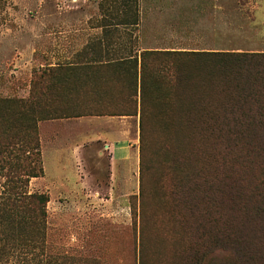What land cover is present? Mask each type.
Wrapping results in <instances>:
<instances>
[{"label": "rangeland", "instance_id": "rangeland-1", "mask_svg": "<svg viewBox=\"0 0 264 264\" xmlns=\"http://www.w3.org/2000/svg\"><path fill=\"white\" fill-rule=\"evenodd\" d=\"M200 1L0 0V98L26 97L34 83L42 89L51 81L49 69L101 60L105 52L111 58L160 46L200 47L201 40L211 45L212 39L199 36H212L219 13L214 21L209 11L200 15ZM204 1L226 10H220L219 23L231 22L227 41L232 47L264 51V0ZM169 4L178 5L179 25L169 21ZM95 93V99L102 95ZM80 95L85 107L94 96L86 89ZM91 116L36 123L43 173L30 178L27 189L45 193L49 201L43 242L32 258L39 264H196L184 251L186 232L173 202L175 175L165 157L168 146L163 147L170 136L159 129L144 137L140 177L139 116L132 115L129 129L118 137L121 151L128 149L127 162L117 166L112 179L105 147L112 131L84 129L83 118ZM201 152H209L208 146ZM202 162L198 158L190 168ZM2 181L0 176V191ZM207 259L205 264H231L227 252L216 251Z\"/></svg>", "mask_w": 264, "mask_h": 264}, {"label": "trees", "instance_id": "trees-1", "mask_svg": "<svg viewBox=\"0 0 264 264\" xmlns=\"http://www.w3.org/2000/svg\"><path fill=\"white\" fill-rule=\"evenodd\" d=\"M108 56L49 69L42 89L34 83L26 97L0 98V264H39L32 253L43 242L49 199L27 189L43 173L37 121L89 114L139 116L140 177L144 137L159 129L170 136L163 147L187 257L205 264L219 251L231 264H264V51ZM84 89L94 95L87 107ZM198 158L202 164L190 168Z\"/></svg>", "mask_w": 264, "mask_h": 264}, {"label": "crops", "instance_id": "crops-1", "mask_svg": "<svg viewBox=\"0 0 264 264\" xmlns=\"http://www.w3.org/2000/svg\"><path fill=\"white\" fill-rule=\"evenodd\" d=\"M216 3H210L208 4V2L201 0L198 3V11L200 12V15H202V13L204 12H210L211 14H213V21H214V15L216 13H219L220 16V10L221 12H226V10L221 8V5ZM164 6H167L166 4ZM169 6H171V4H169ZM178 5H173L170 8V12L166 13L169 15V21H172V23H177V25H179L180 23H182L183 20L179 21V18L177 20V18H175V14L174 12L176 10H178L177 8ZM185 10V8H184ZM183 10V11H184ZM188 8H187V12H188ZM182 12V10H181ZM177 13V15H181L183 16L184 13ZM215 22L214 26H213V31H212V36L211 35H203L200 34L201 36H199L202 39H212V44L211 45H207V41L201 40L199 41V46L200 47H158L155 48L154 50H171V51H220V50H236V51H251V50H246V49H241V48H234L232 47L233 43H231L230 41H227V38L231 35V33H228L227 30H229L231 28V25L229 23V21L226 20V25L223 23H219V16L218 14L215 15ZM176 19V20H175ZM171 23V22H170ZM229 24V25H228ZM172 25V24H171ZM230 32V31H229ZM187 37H189L187 35ZM221 39L224 41L225 44H228V47L224 46V43H222ZM225 39V40H224ZM191 42V39H188ZM227 43H226V42ZM134 116H111V115H95V116H91V118H83V124H84V129H111V139H106L107 140V144L105 145V147H108V151L110 156V161H109V165L111 168V178H115V176H117V166L119 167L126 164L127 162V150L128 149H124V151H121V147H120V142H118V137L123 135V131L122 129H129V119L132 118ZM136 118V117H135ZM138 123V121H137ZM138 126V124H137ZM118 129H120V131L118 132ZM118 133V134H117ZM109 134V135H110ZM121 138V137H120ZM91 142V141H90ZM88 142V143H90ZM118 143V144H117ZM128 148V146H126ZM126 150V151H125ZM122 175V174H120Z\"/></svg>", "mask_w": 264, "mask_h": 264}]
</instances>
